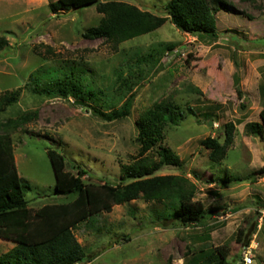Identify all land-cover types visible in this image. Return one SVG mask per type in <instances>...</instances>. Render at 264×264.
<instances>
[{"label": "rangeland", "instance_id": "obj_1", "mask_svg": "<svg viewBox=\"0 0 264 264\" xmlns=\"http://www.w3.org/2000/svg\"><path fill=\"white\" fill-rule=\"evenodd\" d=\"M51 1L0 0V36L7 41L0 52V95L7 90L16 94L13 105L0 113V132L10 120L37 113L19 128L10 127L19 173L32 185L30 207L70 199L55 194L49 148L66 155L69 171L76 172L77 164L86 168V183L116 184L122 166L141 157L136 121L146 109L172 101L186 117L166 127L164 145L183 165L166 166L157 174L188 178L195 185V200L212 213L204 225L186 227L156 219L168 207L165 202L94 205L73 228L94 256L80 264H189L193 256L204 263L224 245L230 264L246 255L253 257L252 264H264V136L247 131L250 122L260 121L263 103L264 0H225L224 6L208 0L216 12V39L182 32L167 21L119 45L83 36L102 16L95 6L54 13ZM119 1L166 16L169 0ZM169 44L172 49L161 48ZM155 51L162 53L161 61L149 66L145 58ZM127 65L123 76L130 77L124 85L117 74ZM60 69L86 76L97 91H105L95 105L99 111L122 108L133 96L130 116L105 120L73 98L41 94L38 90ZM35 74H41V81L33 84ZM227 122L236 124L234 143L221 164H214L201 141L213 137L223 142ZM226 178L231 181L223 182ZM14 245L0 239V253Z\"/></svg>", "mask_w": 264, "mask_h": 264}, {"label": "trees", "instance_id": "obj_2", "mask_svg": "<svg viewBox=\"0 0 264 264\" xmlns=\"http://www.w3.org/2000/svg\"><path fill=\"white\" fill-rule=\"evenodd\" d=\"M253 1V0H250ZM214 4L226 5L225 0H211ZM95 6L102 14L98 24L88 27L83 36L92 39H103L119 45L127 40L151 33L162 27L167 21L180 31L199 38L218 37L217 17L208 0H169L166 5L167 15L160 16L138 6L119 0H55L49 3L51 11L78 10ZM7 41L0 36V52L6 47ZM172 49L173 44L161 45V48ZM162 58L161 52L147 56L149 66L157 65ZM144 62L138 59L137 65ZM127 65L119 69V81L124 85L129 81L124 78ZM61 70V69H60ZM140 72V71H139ZM132 77L137 76L134 70ZM131 73V74H132ZM130 74V72H129ZM71 69H62L54 74L38 90L49 97L73 98L82 106L91 107L94 113L105 120L123 119L130 116L134 97L129 96L122 108L112 107L108 112L99 111L95 105L102 101L104 90L95 87ZM41 81V74L33 75V84ZM122 83H120L122 85ZM237 92L242 96L239 80L235 79ZM264 86H262L263 88ZM193 88V87H192ZM203 94L202 90L194 88ZM260 121L247 125L248 133L264 136V88ZM15 92L9 90L0 95V113L16 101ZM218 106L209 108L216 109ZM191 113L194 112L190 109ZM212 112L204 113L210 117ZM37 113L21 116L10 120L1 127L0 132V239L12 241L15 245L0 253V264H80L91 261L94 256L88 254L79 242L73 230L89 207L100 203L127 204L133 200L143 199L146 202L168 203L164 212L158 214V221H171L186 227L202 226L212 213L207 211L201 201L195 200V185L180 175H160L166 166L181 167V158L170 147L164 145L165 130L170 124L177 125L186 114L176 107L172 101L163 100L152 108L146 109L136 121L138 130L137 142L141 145L140 155L136 161L124 164L121 168L120 181L116 184L105 182L100 186L86 183L83 179L89 171L77 164L76 172L67 169V157L59 150L49 148V156L55 175V194L68 201L47 203L37 209L30 207L27 193L32 185L24 179L16 163L13 138L10 127L19 128L25 123L36 119ZM236 124H224V140L206 137L201 141L209 149V159L214 164H221L229 148L234 143ZM146 154V155H145ZM262 172V170H261ZM234 180H239L235 178ZM223 182L231 181L223 179ZM229 248L217 246L212 256L206 257L202 263L200 258L193 256L189 264H230ZM205 256V255H204ZM202 256V257H204Z\"/></svg>", "mask_w": 264, "mask_h": 264}, {"label": "built area", "instance_id": "obj_3", "mask_svg": "<svg viewBox=\"0 0 264 264\" xmlns=\"http://www.w3.org/2000/svg\"><path fill=\"white\" fill-rule=\"evenodd\" d=\"M253 257L251 255H246L242 261L238 262V264H252Z\"/></svg>", "mask_w": 264, "mask_h": 264}, {"label": "water", "instance_id": "obj_4", "mask_svg": "<svg viewBox=\"0 0 264 264\" xmlns=\"http://www.w3.org/2000/svg\"><path fill=\"white\" fill-rule=\"evenodd\" d=\"M212 123V122H211Z\"/></svg>", "mask_w": 264, "mask_h": 264}]
</instances>
